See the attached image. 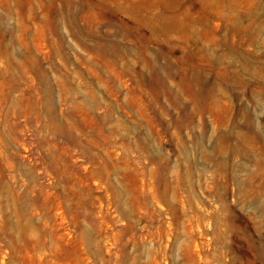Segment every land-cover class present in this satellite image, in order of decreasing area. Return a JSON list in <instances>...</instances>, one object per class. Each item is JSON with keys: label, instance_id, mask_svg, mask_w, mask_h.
I'll list each match as a JSON object with an SVG mask.
<instances>
[{"label": "rangeland", "instance_id": "obj_1", "mask_svg": "<svg viewBox=\"0 0 264 264\" xmlns=\"http://www.w3.org/2000/svg\"><path fill=\"white\" fill-rule=\"evenodd\" d=\"M0 264H264V0H0Z\"/></svg>", "mask_w": 264, "mask_h": 264}]
</instances>
